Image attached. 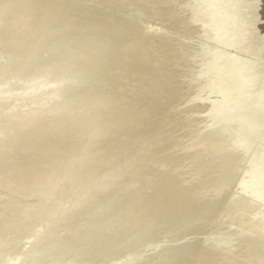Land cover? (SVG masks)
Returning <instances> with one entry per match:
<instances>
[{
	"label": "bare ground",
	"instance_id": "1",
	"mask_svg": "<svg viewBox=\"0 0 264 264\" xmlns=\"http://www.w3.org/2000/svg\"><path fill=\"white\" fill-rule=\"evenodd\" d=\"M10 1L17 4V11L10 10L16 18L8 21L11 13L5 8V20L0 19V30H6L0 44L18 51H6L9 59L19 58L20 47L21 53L28 45L35 48L26 52L34 57L43 48L20 38L32 16L46 27L56 21L71 24L74 29L58 27L56 36L49 30L52 37L37 35L35 42L68 49L75 40L84 49L87 54L80 58L76 46L65 52L78 58L71 69L65 53L55 58L58 68L75 78L63 94L67 105L96 109L87 118L52 114L32 124L36 134L11 125L21 132L8 135L16 138L7 140V148L13 143L24 149L0 159V187L9 194L0 201L8 209L1 212L0 233L12 229L20 238L22 224L35 217L41 223L49 219V225L52 219L53 228L68 235L54 244L51 231L42 233L47 235L40 243L51 242L42 250L45 258L33 255L22 263L105 264L104 255L122 258L151 249L149 257L133 264H264V0ZM176 32L183 37H174ZM52 103H33L26 115L47 117ZM92 181L97 184L89 186ZM58 189L66 193L50 205L45 202L43 213V198ZM12 194L18 198H9ZM87 225L93 233L85 234ZM200 227L206 229L203 236L195 234Z\"/></svg>",
	"mask_w": 264,
	"mask_h": 264
},
{
	"label": "rangeland",
	"instance_id": "2",
	"mask_svg": "<svg viewBox=\"0 0 264 264\" xmlns=\"http://www.w3.org/2000/svg\"><path fill=\"white\" fill-rule=\"evenodd\" d=\"M8 2V3H7ZM7 2H0L1 3V5H0V8L2 9H0V19L2 18V11L4 12L5 11V8H7V10H11V11H17L16 9H17V7H15L17 4H14V3H12V1H10V0H8ZM11 2V3H10ZM10 4V5H9ZM6 5V6H5ZM13 7H12V6ZM15 5V6H14ZM4 6V7H3ZM8 6V7H7ZM10 6V7H9ZM4 8V10H3V8ZM14 7L16 8V9H14ZM39 8H41V6L39 7ZM43 8V7H42ZM11 11H10V13H11ZM6 13H9L8 11H6ZM9 13V14H10ZM13 13V12H12ZM12 13H11V16L9 15V14H7V15H9V17H7V16H5L6 17V19L9 21L10 19H13V17H15V15L13 14V16H12ZM15 13H17V12H15ZM4 14H5V12H4ZM6 15V14H5ZM5 17H4V15H3V18H2V20L4 19L5 20ZM33 17V16H32ZM31 17V20H28L27 21V23H29L30 25H29V27H28V24H26V32L28 31V33H25V32H23V33H21V32H19V33H21V34H24L23 35V37H20V38H22L23 39V41L26 43L25 45H28L29 43H31L30 41H27V39L29 40H31L32 42H34L35 44L36 43H38V44H40V45H42V51H44V53L41 51V50H39L38 52H40V53H38V56L37 55H35V57L34 56H32V55H27V53L26 52H28V50H33V51H35L34 49L35 48H30V45H28V48L24 45L22 48H24V47H26L28 50H26V48L25 49H23V50H26L24 53L28 56H26V55H22V54H24V53H21L22 51V49H20V48H17L18 50H20L19 51V53L21 54V55H19V58H16L15 60H12V59H9L10 57H12V55L10 54V55H7L8 53L6 52V51H8L9 53H11L12 51H14V50H16V48L14 49L12 46H10V45H8L7 47H5L4 48V45L2 46L1 44H0V58H3V59H0V98H3L4 97V95L6 94V98L4 97L3 99H4V101H2L3 99H0V107L2 108H0V124L3 122V120L2 119H5L4 121H6V119H7V121H6V123L8 124V123H10V124H8V125H5L4 123H2L1 125H0V132H2V134H3V137H4V139H1L0 141H3L4 140V142H0L1 143V145L3 144L4 145V143H5V146H6V148L8 147L7 145H6V143L8 142V141H10L11 139L12 140H14L16 137L15 136H13V138L11 137L12 135H16V136H18L17 134H20V133H18L20 130H18V129H21V128H19V127H22V129L23 130H25L26 128H28V130L30 131V130H32V133L34 132H36V130H35V126H33V125H35V123H38V122H41V121H44V120H46V119H50V118H52V116L53 115H57L60 119H69V118H74V117H77V116H81L82 118H87L88 116H90L91 115V113H93V112H95L96 111V109L95 108H91V109H88V108H86L85 109V107H80V105H74V104H72L71 106H69V105H67V102H66V99L64 98V96H63V94H64V91L66 90V87H68V84L70 85L71 84V81H70V79H73V81H74V79L75 78H72V72H70V70H69V72H67V71H62L61 69H59L58 68V65L60 64V62L59 61H57V59L58 58H55L59 53H62L63 52V54L66 52V53H69L70 51H71V46H76V50H75V53L77 54V53H79V55L77 56V57H79L80 58V56H85L84 55V49H82L81 47L79 48V47H77L78 46V44H76V42H75V40H72L73 42H75V43H73V42H70V44H68V45H70L69 47L70 48H68V49H66L67 48V46H65V47H61V48H63V49H66V50H62L59 46V49H60V51H58L59 49H58V47L57 46H53L54 44H53V42L52 43H50V42H45V45H43V42L42 41H40V43H39V41L38 42H35V41H37V40H40V38L37 36V35H42V36H45V34H48V36H50V37H52V35L53 36H56L57 34H59V32L61 31L60 29L62 28V30H65L66 28H67V30H72V29H74L73 27L74 26H72L71 24H69V23H65V25L63 24V22L61 23V22H55V24H50V25H54V26H48V27H46L47 26V24H45V23H43L44 24V26L48 29H45V27L43 26V25H38L39 23L38 22H36V24H35V18L33 19ZM16 18V17H15ZM28 18H29V16H28ZM30 19V18H29ZM33 19V20H32ZM11 21V20H10ZM36 25H34V24ZM62 25H61V24ZM12 24V23H11ZM33 24V25H32ZM57 24V25H56ZM37 25H38V28L39 29H37ZM49 25V24H48ZM56 25V26H55ZM67 25H69V26H67ZM71 26V27H70ZM50 27H53V28H51L50 29ZM54 27L56 28V29H58V27L60 28V29H58L59 31H57L56 29L54 30V31H52L51 32V30H53L54 29ZM69 27V28H68ZM22 28H24V27H22ZM29 28V29H28ZM36 28V29H35ZM43 28H44V30H43ZM30 29H32L31 31H33L34 30V32L35 33H33V32H30ZM42 29V30H41ZM24 29H22L21 31H23ZM37 31V33H36V31ZM50 30V33L52 34H49V31ZM4 31H6V30H4V29H2V30H0V33L2 32V33H4ZM18 31H20V30H18ZM17 31V32H18ZM40 31H42V32H40ZM16 32V33H17ZM40 32V33H39ZM54 32H55V35H54ZM19 33H17L18 35H19ZM29 33H31V35L29 34ZM32 33L34 34V37H33V35H32ZM39 33V34H38ZM42 33V34H41ZM45 33V34H44ZM14 34H15V32H14ZM17 34H15V36L17 35ZM21 34H20V36H21ZM35 34H36V36H35ZM176 35L177 36H174V37H178V36H181V34L179 33V35H178V33L176 32ZM30 38H29V37ZM24 37L26 38V40H24ZM36 37V38H35ZM37 37L39 38V39H37ZM181 37H183V36H181ZM34 38V40H32V39ZM37 39V40H36ZM42 40V39H41ZM27 41V42H26ZM28 43V44H27ZM34 43L33 44H31V46H34L35 47V45H34ZM47 44H49V46L47 45ZM53 44V45H52ZM12 45V44H11ZM54 48H53V47ZM12 47V48H11ZM46 47V48H45ZM48 47V48H47ZM52 47V48H51ZM56 47H57V49H56ZM4 48V49H3ZM11 48V49H10ZM30 48V49H29ZM47 50V49H49V52L51 53V56H50V53L48 52V50L47 51H45V49ZM77 48H78V50H77ZM3 51H2V50ZM54 49H56V51H54ZM80 49H81V51H80ZM51 50V51H50ZM17 51V50H16ZM57 51H58V53H57ZM80 51V52H79ZM18 52V51H17ZM47 52H48V54H47ZM53 52V53H52ZM82 52V53H81ZM36 53V54H37ZM56 55H55V54ZM65 53V54H66ZM3 54V55H2ZM70 54V53H69ZM44 55H46V56H44ZM53 55H55V56H53ZM10 56V57H9ZM24 56V57H23ZM40 56H43V57H40ZM47 56H48V59L49 60H51V57H52V61H49V60H47L46 58H47ZM66 57V64L68 65V68L69 69H71V67H72V63H74L75 61H76V58L77 57H70V56H68V54H66L65 55ZM8 57V58H7ZM18 57V56H17ZM46 57V58H45ZM70 57V58H69ZM7 58V59H6ZM24 58V59H23ZM31 58V59H30ZM33 59V60H32ZM40 59V60H39ZM54 59V60H53ZM72 59H74V60H72ZM78 59V58H77ZM8 60V61H7ZM68 60V61H67ZM10 61V62H9ZM18 61V62H17ZM21 61H23V62H21ZM43 61V62H42ZM4 62V63H3ZM49 62H51V63H49ZM59 62V63H58ZM18 65H17V64ZM25 63V64H24ZM38 65H37V64ZM11 64V65H10ZM2 65V66H1ZM40 65V66H39ZM53 65V66H52ZM70 65H71V67H70ZM9 66H10V68L11 69H8L9 68ZM14 67H16V68H14ZM17 67H18V70H17ZM29 67V68H28ZM46 67V68H45ZM3 68V69H2ZM7 70H6V69ZM38 68V69H37ZM11 70V72H9ZM35 70V71H34ZM32 71V72H31ZM42 71V72H41ZM46 71V72H45ZM60 71H61V73H62V75H61V73H60ZM3 72H4V74L6 73V72H8V73H6V75H4L3 74ZM14 72V73H13ZM20 72V73H19ZM54 72V73H53ZM64 72V73H63ZM33 75V76H31L32 78H30V75L31 74ZM1 74H2V76H1ZM9 74H10V76H9ZM43 74H46V75H43ZM14 75H16V76H14ZM22 75V76H21ZM24 75V76H23ZM29 75V76H28ZM49 75V76H48ZM51 75V76H50ZM54 75H56L55 77H54ZM8 76L9 77H11V78H8ZM45 76V77H44ZM58 76H59V78H60V80H58L59 78H58ZM62 76V77H61ZM19 77H20V79H19ZM22 77V78H21ZM24 77V78H23ZM27 77V78H26ZM39 77H40V79H39ZM42 77V78H41ZM49 79H48V78ZM6 78V79H5ZM18 78V79H17ZM30 78V79H29ZM45 78H47L48 80H46ZM55 79V78H57V80H50V79ZM64 78V79H63ZM10 79H14L13 81L12 80H10ZM17 79V80H16ZM32 79V80H31ZM34 79V80H33ZM61 79H62V81H61ZM27 80V81H26ZM65 80V81H64ZM12 81V82H11ZM54 81V82H53ZM56 81H60V82H56ZM68 81L70 82V83H68ZM11 82V83H10ZM49 82V83H48ZM46 83V84H45ZM64 83V84H63ZM4 84H6V85H4ZM22 84V85H21ZM37 84H39L40 85V87L37 85ZM48 84V85H47ZM56 84H58L59 86H57ZM12 85V86H11ZM14 85L17 87V85L19 86V87H17L18 89H15L14 88ZM21 85V86H20ZM39 87H37V86ZM67 85V86H66ZM11 86V87H10ZM41 86H43L42 88H41ZM44 86H45V88H44ZM49 88H48V87ZM62 86H64V87H62ZM5 87V88H4ZM52 87V88H51ZM14 88V89H13ZM35 88V89H34ZM41 88V89H40ZM55 88V90H53ZM65 88V89H64ZM20 89V90H19ZM24 89H26V90H24ZM31 89V90H30ZM36 89H40L41 91H43V92H41L40 90H36ZM47 89H52V90H47ZM56 89H57V91H56ZM4 90H6V92H8V93H6ZM13 90V91H12ZM35 90V91H34ZM2 91H4V92H2ZM45 91H46V93H45ZM63 91V92H62ZM17 92V93H16ZM24 93V94H22V95H20L21 93ZM26 92V93H25ZM38 92H39V95H37V96H35V94H38ZM42 94H41V93ZM2 93H4V94H2ZM19 93V94H18ZM28 93H29V97H28ZM31 93V94H30ZM52 94V96H51V94ZM55 93H57V94H55ZM7 94H9V95H7ZM25 94H27V97H26V95ZM50 94V95H49ZM62 94V95H61ZM25 95V96H24ZM3 96V97H2ZM20 96V97H19ZM39 96V97H38ZM54 96V97H53ZM56 96H57V98H56ZM60 96V97H59ZM10 97V98H9ZM24 97H26V99H28V100H26ZM34 97H36V99L37 100H35V98ZM38 97V98H37ZM18 98V99H17ZM20 98H24L23 99V101H22V99H21V102H20ZM50 99L51 100V102H53L52 104H55V105H52V108L50 109V114L47 116V117H41L40 119L39 118H34V119H32V118H28V116L26 115L27 114V112H29L30 110H32L34 107H36V106H34V105H32L33 103L35 104H37V102H39V103H41V102H43V101H45L46 99ZM52 98H55L54 100L52 99ZM30 99H34V101L32 100V101H30ZM56 99H57V101H56ZM17 101V102H16ZM35 101H37V102H35ZM62 103H61V102ZM15 102V103H14ZM19 102V103H18ZM23 102V103H22ZM30 102V103H29ZM32 102V103H31ZM66 102V103H65ZM10 103V104H9ZM17 103V104H16ZM38 103V104H39ZM18 104H20V105H18ZM37 104V105H38ZM8 105V106H7ZM30 105L31 106H34V107H30ZM3 106H5V108L3 107ZM21 106V107H20ZM26 106V107H25ZM69 106V107H68ZM6 107H7V109H6ZM30 107V108H29ZM54 107V108H53ZM28 108H29V110H28ZM58 108H59V110H58ZM61 108H64V109H61ZM83 108V109H82ZM5 109V110H4ZM12 109V110H11ZM18 111H17V110ZM19 109H21V111H19ZM78 109V110H77ZM9 110V113L8 112H6V111H8ZM13 110H14V113H12L13 112ZM25 110V111H24ZM54 110V111H53ZM60 110H62V111H60ZM74 110V111H73ZM5 113H4V112ZM15 111H17V112H15ZM66 111H69V112H66ZM77 111V112H76ZM80 111V112H79ZM82 111V112H81ZM84 111V112H83ZM3 112V113H2ZM53 112V113H52ZM55 112H56V114H55ZM57 112H58V114H57ZM11 113V114H10ZM63 113V114H62ZM83 113V114H82ZM85 113V114H84ZM89 113V114H88ZM14 114V115H13ZM17 114V115H16ZM24 114L26 115V116H24ZM53 114V115H52ZM75 114V115H74ZM77 114V115H76ZM4 115H5V117H4ZM21 115V116H20ZM63 115V116H62ZM70 115V116H69ZM19 117V119H18V117ZM50 116V117H49ZM86 116V117H85ZM20 117H22V118H20ZM69 117V118H68ZM13 118V119H12ZM43 118V119H42ZM24 119V120H23ZM38 119V120H37ZM29 120L32 122H30V123H28L29 122ZM13 121V122H12ZM22 121V122H21ZM37 121V122H36ZM15 122H17L16 124H19V123H21V124H19V125H21V126H15L14 125V123ZM19 122V123H18ZM12 123V124H11ZM23 123H27V124H23ZM23 124V125H22ZM33 124V125H32ZM11 125H13L14 126V128L16 127H18V131H16L17 133H15V129H13V126H11ZM26 125H28V126H26ZM4 126H6V127H4ZM11 128L10 130H9V128ZM4 127V128H3ZM7 128H8V130H7ZM1 129H2V131H1ZM5 129H6V131H5ZM22 129H21V131H22ZM10 131V132H9ZM20 131V132H21ZM8 133V134H7ZM13 133V134H12ZM37 133V132H36ZM35 133V134H36ZM9 134H12V135H10L9 137H10V139H8V135ZM7 137V138H6ZM6 140V141H5ZM8 140V141H7ZM15 141V140H14ZM16 145V144H15ZM13 145V143H12V145L10 146L9 145V148H10V150H12V152H9L10 150L8 149H6L5 148V146H1V148H0V159H6L7 158V155H9V154H11L9 157H11V156H13V154H16L15 152H20V151H23V149H24V147L23 146H21V145ZM12 146H13V148H12ZM2 147L4 148V149H2ZM21 149H20V148ZM15 148V149H14ZM1 150H2V152H1ZM6 150V152H3V151H5ZM15 150V151H14ZM8 151V152H7ZM3 153V154H2ZM6 153H8V154H6ZM6 154V155H5ZM6 156V157H5ZM3 157V158H2ZM8 157V158H9ZM8 158H7V160H8ZM121 179V178H120ZM28 183V182H27ZM97 183L96 182H93L92 181V183L91 184H88L89 186H95ZM1 186V185H0ZM24 186L26 187L27 186V188L25 189V190H23L22 192L23 193H25V194H27L28 193V184H26V182L24 183ZM2 187V186H1ZM0 187V188H1ZM2 189V190H1ZM0 189V191H5V190H3V188H1ZM77 190H78V188H77ZM56 191V193H55V195H53L54 193L52 192L50 195H49V197H41V198H43L44 200H43V206L40 208V210H43V213H46L47 212V208H46V204L47 203H45V202H48V205H50V204H52V203H54L55 201H57L58 200V198H60V196L61 197H63V193H66V191L65 190H61V189H58V190H55ZM58 191H60V192H62V194H60L59 196H58ZM79 191V190H78ZM1 193V194H6L5 195V199H4V197H3V199L0 197V199H2V200H0L2 203H3V201L4 200H7L8 198H7V196L9 195L8 193H6V192H4V193ZM21 193V192H20ZM15 195V194H14ZM13 194L12 195H10V197L9 198H18L17 196H14ZM17 195H19V193H17ZM64 195H67V194H64ZM48 196V195H47ZM72 196H74L73 194L72 195H70V197H69V199L70 198H72ZM65 197H67V196H64V198ZM51 198V199H50ZM46 199V200H45ZM48 199V200H47ZM69 199H64V200H66L65 201V203H67V200H69ZM52 202H51V201ZM63 200V201H64ZM71 200V199H70ZM41 201H42V199H41ZM62 201V202H63ZM50 202V203H49ZM65 203H64V205H65ZM1 204V203H0ZM2 205V204H1ZM67 205H68V203H67ZM45 208H46V210H45ZM0 209H2L1 211H0V218L2 219V214H3V212L2 211H4V212H7L8 211V209L5 211V210H3V209H5V208H1V206H0ZM39 211V210H38ZM1 212H2V214H1ZM6 214V213H5ZM58 215V214H57ZM34 218V219H33ZM30 221H29V223H30V225H31V223L33 222L34 223V220H35V223L36 224H32L31 226L28 224V223H24V224H22L23 226H22V229H23V232H22V234L23 235H21V237L20 238H18L17 236H15L14 234H16L18 231H14L13 233H12V229H10L11 230V234L12 235H14V236H8V235H11L10 234V230H6L7 232H5L6 234H8V235H6L5 233V236H4V238H1V236H2V234L3 233H0V240L3 242H0L1 244H0V247L2 246V248H0V262L1 261H5V259H6V261L9 263V264H11V263H19V262H17V261H20V258H22V261H20L21 263H19V264H24L30 257H32L33 255H35V257H36V259H39V260H42V258H45V256H44V254L42 253V250H43V248L45 247V246H47V245H49L52 241H53V243L54 244H59V243H62L66 238H67V236L64 234V233H67L66 232V230L65 229H60L59 230V228H53V226H55V225H53L52 226V222H54L52 219H51V223H50V225H49V222H47V220L49 221V219H47L46 221H43L42 223H41V221L40 220H38L37 218H35V217H33ZM37 221H39V222H37ZM45 223V224H44ZM47 223V224H46ZM65 223V222H64ZM69 223V222H68ZM27 224L31 227H28V228H26L27 227ZM54 224V223H53ZM39 225H40V227H41V225H43L41 228L39 227ZM26 226V227H25ZM35 226L36 227H38V228H36V229H39V230H37L36 231V229H35ZM48 226V227H47ZM88 226V231H86L85 232V234L86 233H93L94 232V230H91V227L89 226V225H87ZM45 229H44V228ZM52 227V228H51ZM89 227H90V229H89ZM29 228H30V230H29ZM50 228V229H49ZM35 229V230H34ZM41 229V230H40ZM43 229V230H42ZM51 229H53V230H51ZM201 229H202V227H200V228H196V230H195V234L197 235L198 234V236L200 235V236H203L204 235V231L206 232V229L205 228H203L202 230H204L203 231V233L201 232ZM58 230V231H57ZM91 230V231H90ZM200 231V233L199 232H197V231ZM33 231V232H32ZM36 233H35V232ZM41 231H43V232H41ZM50 231H51V233H52V238L50 239V241L48 240V241H42V243H40V241H39V239L41 238V237H43L44 238V236L45 235H49V233H50ZM54 232V234H53V232ZM69 231V230H68ZM96 231V230H95ZM9 232V233H8ZM30 232V233H29ZM39 232H41L40 233V235H37V233L39 234ZM26 235H25V234ZM42 233H47V234H43L42 235ZM50 233V234H51ZM207 233V232H206ZM30 234V235H29ZM31 234H34V235H32V237L33 238H31ZM82 234H84V233H82ZM202 234V235H201ZM30 237H29V236ZM36 235V236H35ZM2 236V237H3ZM41 236V237H40ZM59 236H61V238L59 237ZM7 237V238H6ZM8 237H12V238H8ZM18 238V239H15V238ZM34 237H35V240H34ZM36 237H37V239H36ZM40 237V238H39ZM25 238V239H24ZM42 238V239H43ZM138 238V237H137ZM9 239V240H8ZM31 239H32V241H31ZM62 239V240H61ZM4 240H6L7 241V244L9 245H7L6 244V241H4ZM57 240V241H56ZM10 241V242H9ZM22 241V242H21ZM9 242V243H8ZM13 242V243H12ZM26 242H28L27 243V245H26ZM30 242V243H29ZM48 242H50V243H48ZM5 243V244H4ZM12 243V244H11ZM22 243V244H21ZM25 243V244H24ZM45 243V244H44ZM48 243V244H47ZM2 244H4V245H2ZM24 244V245H23ZM22 245V246H21ZM30 245V246H29ZM35 245V246H34ZM5 246V247H4ZM50 246V245H49ZM10 247V248H9ZM27 248V249H26ZM28 248H29V250H28ZM10 249H12V250H10ZM37 249H39V252H38V250ZM2 250V251H1ZM23 250V251H22ZM24 250L26 251V252H24ZM27 250H28V252H27ZM150 250V251H149ZM152 251V253H153V250H151V249H148V251H145V252H142L140 255L138 254H135L136 256H132V255H134V254H130L129 256L127 255L126 257H120V258H116L118 255H113V256H115V258H113V256H112V254H109V255H104V257L102 256L101 258H100V260L101 259H103V262L104 261H106L105 262V264H120V263H122V264H131V262H132V264L135 262V263H140V262H142L143 261V258L144 259H146L147 257H149L148 255H150V252ZM15 252V253H14ZM17 252V253H16ZM31 252V253H30ZM36 252L39 254H37L36 255ZM4 253H6V254H4ZM144 253H146V254H144ZM147 253H149V254H147ZM151 253V254H152ZM26 254V255H25ZM28 254V255H27ZM2 255H4V259H3V256ZM6 255H7V257H6ZM21 256V257H20ZM24 256V257H23ZM29 256V257H28ZM106 256H108V258L106 257ZM137 256H138V258H137ZM144 256V257H143ZM10 257H12V259L10 258ZM20 257V258H19ZM27 257V258H26ZM134 259H133V258ZM17 258L19 259V260H17ZM125 258V259H124ZM129 260H128V259ZM142 258V259H141ZM8 259L9 260H12L13 262H9L8 261ZM14 259H16V261L14 260ZM25 259V260H24ZM108 259V260H107ZM110 259V260H109ZM113 261H112V260ZM118 259V260H117ZM123 259V260H122ZM140 259V260H139ZM25 262H24V261ZM115 260H117V262L115 261ZM3 261V262H4ZM109 261V262H108ZM112 263H111V262ZM115 261V262H114ZM123 261H125V262H123ZM129 261V262H128ZM7 262H5V264L7 263ZM22 262H24V263H22ZM70 262H71V264H75L76 263V261L74 262V261H67V262H65L64 264H70ZM114 262V263H113ZM120 262V263H119ZM127 262V263H126ZM7 263V264H8ZM97 262H95L94 264H96ZM77 264V263H76ZM98 264V263H97Z\"/></svg>",
	"mask_w": 264,
	"mask_h": 264
}]
</instances>
